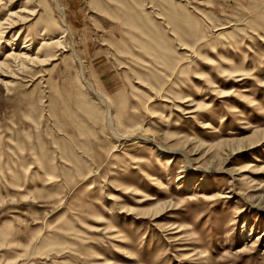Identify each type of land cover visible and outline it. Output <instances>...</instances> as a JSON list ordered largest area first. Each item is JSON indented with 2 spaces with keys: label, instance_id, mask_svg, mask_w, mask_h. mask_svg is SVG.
<instances>
[{
  "label": "rangeland",
  "instance_id": "1",
  "mask_svg": "<svg viewBox=\"0 0 264 264\" xmlns=\"http://www.w3.org/2000/svg\"><path fill=\"white\" fill-rule=\"evenodd\" d=\"M22 9L18 47L66 23L82 64L0 86V264H264V0Z\"/></svg>",
  "mask_w": 264,
  "mask_h": 264
},
{
  "label": "bare ground",
  "instance_id": "2",
  "mask_svg": "<svg viewBox=\"0 0 264 264\" xmlns=\"http://www.w3.org/2000/svg\"><path fill=\"white\" fill-rule=\"evenodd\" d=\"M19 0H0V7L2 6L3 8L10 7L14 3H17ZM24 9L16 12H11L9 11L4 19H0V47L3 45H6V47H10V52L5 53L3 56L4 58L1 60L0 59V86L3 87H10L13 85V81L15 80L14 77H17V74H20L21 72L25 71L28 67H36L40 65L46 64L48 61H41V54L44 53V51H48L49 49H56L58 52L61 51L62 53H69L70 56L72 57L73 60L77 61L78 63L82 64L81 59L75 54L74 50H68L64 40L66 39V36L70 35V31L66 23L64 24V31L63 33L58 37L51 39V33L52 31L45 28L43 29V34L41 35L42 39H40V47L38 51L35 54H32V48L31 46L33 45V40L32 38L30 39L29 36H26L23 39V45L21 47H18L17 45V40L16 38H13V36H9L12 34L14 28L18 25L21 24L24 20ZM223 29V28H222ZM21 32H18L17 36H20ZM16 36V37H17ZM14 46V49H13ZM16 46V47H15ZM186 45L182 47L181 50H185L189 52L186 48H184ZM197 46V45H196ZM199 47V46H198ZM196 49H199V48ZM190 48V47H189ZM18 51V52H15ZM58 56V55H56ZM56 60L55 56L54 58H51L49 61ZM175 69V68H174ZM176 70V69H175ZM236 76H242V75H234L233 77ZM84 78V76H83ZM102 104L104 105L106 109V114L108 121H110V127L112 130V123L109 118L110 114V108L108 106V102L106 99L101 98ZM199 105H196V108L192 113L198 112L199 110ZM131 128V127H130ZM134 128V127H132ZM131 128V129H132ZM114 132V130H113ZM127 133H130V130L126 131ZM137 131H132L130 135H125V136H120L118 135V139L120 141H125L126 139H129L130 136H135ZM116 136V135H115ZM147 142L151 143V145L158 146L155 140H146ZM160 147V146H158ZM164 149V148H163ZM162 149V150H163ZM169 150V149H165ZM164 150V151H165ZM185 156V161H188L187 156ZM179 176L177 177L176 181L181 182L182 180L185 181V177L183 176V171L178 172ZM196 182V181H195ZM192 184L187 185L186 188L190 189ZM200 186V185H199ZM232 192L231 190L228 192V194ZM226 198V197H225ZM157 218V217H156ZM242 237L245 238V231L242 229ZM264 235V233H263ZM130 260H134V256L129 257Z\"/></svg>",
  "mask_w": 264,
  "mask_h": 264
}]
</instances>
